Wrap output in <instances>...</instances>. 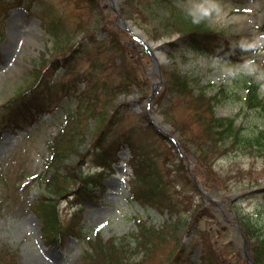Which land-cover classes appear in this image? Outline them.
<instances>
[{
	"label": "rangeland",
	"instance_id": "obj_1",
	"mask_svg": "<svg viewBox=\"0 0 264 264\" xmlns=\"http://www.w3.org/2000/svg\"><path fill=\"white\" fill-rule=\"evenodd\" d=\"M11 1L0 0V6L4 3L11 5L6 12L0 7V106L21 87L25 89L27 71L37 65L40 52L44 51L48 57L51 55L53 41L47 30L41 27L39 14L53 7L61 15L64 24L75 29L77 44L72 43L71 48L74 44L79 47L82 41L86 46L81 44L84 48L72 50L69 56L59 58L58 68L49 73L53 75L52 80L42 88L43 94L34 95V99H44L58 89L62 91V85L68 84L70 80L72 82L78 76H82L85 83L92 78L101 85L106 81L112 87L123 81L124 75L132 74L129 78L131 80L137 74L136 68L139 71V83L132 86L128 94L120 93L119 97L111 91L104 94V88L99 92L102 100L116 96L107 114L115 115L117 124L106 132L104 146L127 135H131L134 142L129 146L124 145L117 153L119 163L112 164V168L104 173V185L97 188L93 192L94 197L86 201L78 211L88 233L100 234L105 240L127 236L125 243H129L131 248L135 245L138 221L145 220L161 229L165 239L154 240L148 257H144L141 250L130 252L129 264H198L200 248L201 245L206 246V240L213 242L217 248L216 258L220 264H248L242 252L244 245L239 240L244 235L236 226L237 219L234 210L228 205L225 191H238L242 194L235 197L238 208L244 209L242 213H248L256 205L259 206L261 210L258 216H253L259 225L264 226V194L254 190L250 192L251 185L259 184L257 188L264 186V155L240 154L237 149L211 139L202 122L208 118L209 106L204 97L197 96L200 91L213 95L221 84L233 87L229 83L233 73L230 61L199 54L180 44L165 43L162 50L167 59L160 64L164 82L159 90L164 94L161 93V99L156 102L152 99L147 108L152 85L158 79L153 52L157 55L159 48H146L141 40L121 29L128 44L123 47L126 62L122 56L113 58L112 55L116 54L114 42L104 39V27L107 24L111 22L118 26L109 0H97L92 5L81 0ZM42 1H45L46 6H43ZM177 1L180 7L209 26L229 31L233 39L247 40L255 35L260 45L251 55L258 56L260 65L264 66V31H261L264 24V0ZM150 2L120 0L117 7L124 17H132L134 23L147 34L146 39L155 43L159 39H154L152 34L158 28L162 12L157 8L151 13L148 8ZM2 17L4 20H1ZM93 35L96 40L94 42L91 41ZM179 36L176 32L171 35V39L176 41ZM86 38L88 42L83 40ZM262 69L264 71V67ZM174 71L193 77L194 95L186 96L183 100L178 89H169L168 83L173 82ZM58 73L61 76L56 79ZM165 83L168 92L165 91ZM65 97L60 96L58 103ZM115 105H119V110L114 108ZM57 106L59 104L56 102L50 105L51 109L45 113L42 122L26 125L20 130L2 128L0 134V247L14 252L19 264H78L82 252L87 248L86 241L75 235L68 236L63 244H47L41 229V218L33 209L35 201L45 193L41 176L48 157L47 142L62 122ZM239 106L236 100L226 96L221 98L216 115L235 116L237 123H245L250 130L252 125L247 123L262 124L258 112H238ZM50 111L53 112L48 114ZM151 116L158 117L160 123L169 128V133L184 145L191 168L200 179L209 199L203 200L193 183L186 182V178L183 180L181 172L184 161L177 154V146L167 136L149 126ZM203 149L206 150L204 154ZM135 154L140 164L149 162L153 173L166 183L167 193L177 204L176 209H156L133 198L129 186L132 184L130 181H135L136 174L130 159H135ZM85 160V165L79 164L80 168L84 166L86 170H94L98 167L99 161L91 155ZM74 200L69 197L61 201L60 210L66 222L76 208ZM200 202L208 206V211L195 219L191 213ZM181 214L188 220L184 224H181ZM252 241L247 243L250 249Z\"/></svg>",
	"mask_w": 264,
	"mask_h": 264
},
{
	"label": "trees",
	"instance_id": "obj_2",
	"mask_svg": "<svg viewBox=\"0 0 264 264\" xmlns=\"http://www.w3.org/2000/svg\"><path fill=\"white\" fill-rule=\"evenodd\" d=\"M81 1L88 2L89 5L96 2V0ZM148 8L151 13L155 12L157 8L162 12L160 14L161 17L157 15L159 16L158 28H155L152 34L153 38L157 39L179 31L181 33V41L193 47L195 51L206 55H220L234 61H249V53L255 48L253 45L256 42L253 40L230 42L228 31L209 26L207 22L196 18L187 10L181 8L175 0H151ZM41 17L43 27L52 37L53 44L50 52L52 58L42 52L38 65L27 71L28 77L31 79L29 80L28 88L23 89L21 87L12 98H9L8 101L0 106V134L4 127L16 129L24 124L42 119L44 112L51 109L50 106L26 101L30 97L28 93L36 89L40 85V80L45 76L47 77L52 69L58 67L61 56H69L72 50L81 49V44L84 47L86 46L83 41L79 42V47L75 45L77 44V41H75V29L64 24L61 15L54 10H47L46 14L41 15ZM78 27L81 26L78 25ZM113 35L111 42H114L115 47H113L116 54L112 56L113 58L122 56V60L126 62L123 47L128 44L122 42V37L118 36L116 31H113ZM74 42V47L71 48V44ZM67 48L70 49L67 50ZM250 66L253 68L252 71L247 68L246 73L242 74L243 78L245 76L243 87L246 89L244 103L249 111L257 110L264 118V93L260 90L264 83L262 81L264 75L260 70L255 72L258 71V63ZM123 67L125 68L126 66ZM105 68L107 67L105 66ZM122 70L124 73V69ZM133 72L135 73V67H133ZM136 72L135 78L130 80L129 78L132 77V74H126L123 81L112 87H109L107 85L109 83L106 81L101 85L89 78L87 79L89 81H87L85 90H78V88L75 89V93L74 91L71 92V88L83 80L82 76L74 79L75 82H71L70 87L64 86L68 98H71V95L75 96V100H73L75 105L73 107L67 105L72 100L63 101L64 104L61 103V109L63 110L62 114H60L63 117L61 128L48 143L49 157L46 160V173L43 175L48 190L33 205L34 210L43 220V231L49 239L58 240V237L69 233L79 236L83 234V225H80V218L77 217V213H74L70 224H63L59 201L60 198L75 194L76 202L82 205L85 200L91 197L92 190L100 184L99 175L86 174L85 171L79 170L75 163V158L85 157L83 147L89 139L91 142L93 140L92 146L96 147V144H100L102 141L97 142L98 136L102 135L101 132L105 128H111L116 122L113 114L111 116L107 114L109 113V106L113 104L116 96L103 98L102 100L99 93L101 88H104L102 90L104 94L111 91L113 95L129 91L132 84L139 83L140 78L137 68ZM256 73L259 74L258 78ZM172 77L174 78L170 87L172 90L178 89L183 100H185L186 96L194 95L193 78L177 71H174ZM226 94V85H220L214 96H208L202 91L197 95L199 98L204 97L207 106H209L208 118L202 121L207 134L214 141L237 149L240 154L264 155V127L257 126L252 131H245L242 124L236 123L235 118L228 116L219 117L215 114L216 100ZM124 142L129 145L133 143L130 136H127ZM122 144L123 141H116V143L105 149L103 160L115 155ZM203 150L204 154L206 150ZM111 159L113 160L114 158ZM149 176L150 173L147 174L146 178L143 177V185L141 183L142 186L134 191L135 197L150 204H163L167 198L166 191L160 182L155 184ZM260 191L264 192V189ZM258 210L257 206L256 211ZM239 222L248 238L255 237V246L252 254L256 264H264V227L258 225L256 220L249 214L239 215ZM140 225L141 227L137 234L139 240L131 248L129 243L118 242L113 238L103 240L102 237L97 236L88 239L91 250H87L83 255L82 264H128L130 252L138 251L139 249L144 251V257H148L154 240L156 238L165 239V235L164 233L162 235L161 229L148 226L145 222ZM208 255H203L207 260L206 264H220L214 251L210 250ZM0 264H19L17 255L7 248L0 247Z\"/></svg>",
	"mask_w": 264,
	"mask_h": 264
},
{
	"label": "water",
	"instance_id": "obj_3",
	"mask_svg": "<svg viewBox=\"0 0 264 264\" xmlns=\"http://www.w3.org/2000/svg\"><path fill=\"white\" fill-rule=\"evenodd\" d=\"M123 24H125L126 27L128 28V27H130L131 21H127V20H125V21H123ZM149 44H151V41H150ZM158 86H159V83H158L156 86H154V90H153V92H152L153 94H154V92H156V89L158 88Z\"/></svg>",
	"mask_w": 264,
	"mask_h": 264
},
{
	"label": "bare ground",
	"instance_id": "obj_4",
	"mask_svg": "<svg viewBox=\"0 0 264 264\" xmlns=\"http://www.w3.org/2000/svg\"><path fill=\"white\" fill-rule=\"evenodd\" d=\"M155 121L160 124V119L158 117H155ZM164 129L168 130L169 128L166 126H163Z\"/></svg>",
	"mask_w": 264,
	"mask_h": 264
}]
</instances>
